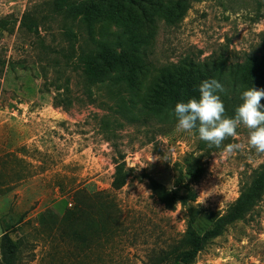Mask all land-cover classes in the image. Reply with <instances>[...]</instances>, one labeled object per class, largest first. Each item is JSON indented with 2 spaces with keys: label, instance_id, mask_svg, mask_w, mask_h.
<instances>
[{
  "label": "rangeland",
  "instance_id": "rangeland-1",
  "mask_svg": "<svg viewBox=\"0 0 264 264\" xmlns=\"http://www.w3.org/2000/svg\"><path fill=\"white\" fill-rule=\"evenodd\" d=\"M82 1L85 9L92 0ZM53 2L0 0V241L7 230L17 244L16 264H150L153 253L159 257L155 264L171 262L189 249L188 232L207 236L237 207L254 177L262 184L254 200L239 203L243 217L225 224L221 235L203 239L193 264H264V154L248 145V130L240 126L237 137L210 147L197 130L176 132V104L159 108L147 124L110 121L105 128L101 119L117 98H109L98 76L83 82L71 70L73 106L54 107L57 94L39 74L49 62L40 60L37 39L40 34L47 45L57 43L61 24L52 17ZM160 3L152 11L155 29L147 45L152 67L188 57L225 64L247 54L264 56V0ZM100 13L97 26L100 18L117 21L124 14L107 8ZM130 29L151 35L137 25ZM145 79L142 88L151 75ZM221 100L225 116L234 117L236 107ZM125 104L132 108L130 98ZM228 144L241 147L226 155ZM121 157L131 172L115 191ZM152 179L171 192L174 210L158 201ZM81 190L79 208L63 203ZM103 193L120 210L121 223L115 207L104 212Z\"/></svg>",
  "mask_w": 264,
  "mask_h": 264
},
{
  "label": "trees",
  "instance_id": "trees-1",
  "mask_svg": "<svg viewBox=\"0 0 264 264\" xmlns=\"http://www.w3.org/2000/svg\"><path fill=\"white\" fill-rule=\"evenodd\" d=\"M161 1L92 0L85 11L82 0H54L52 17L55 21L60 19L61 24V31L54 36L57 43L47 45L46 39L40 34L37 38L42 48L40 60L49 62L47 67L40 65L39 74L46 82L51 83L57 94L53 106L66 110L73 106L74 100L68 96L71 94V76H67L70 70L79 73L83 82L93 74L98 76L99 83L106 87L104 88L109 98H117L108 105V111L101 119V125L105 128H108L110 121L119 125L147 124L157 117L159 108L172 107L181 98L194 96L198 100L199 85L204 80L215 79L222 84L225 91L217 94L221 99H229V104L232 105L230 107L241 104L243 91L251 87L264 90V56L258 57L253 53L247 54L243 61H227L225 64L215 58L197 62L188 57L184 63L152 67L148 61L150 48L147 45L155 29L152 11L160 7ZM180 2L188 4L189 0ZM101 8H107V11L118 10L124 14L117 21L111 16L100 18L97 26L95 17L101 15ZM133 25L147 33L151 32L150 37L132 32L130 27ZM51 71L54 75L52 80L49 78ZM148 74L151 79L142 88ZM126 98L132 100V108H125ZM130 172L123 157L116 161L112 183L115 191L126 185ZM256 173L257 170L254 174ZM261 184L260 179L254 177L253 185L242 193V199L254 200V191ZM149 187L167 210L175 209L176 200L169 190L154 179L150 180ZM82 191L74 192L63 203L69 205L73 202L74 207L79 208ZM100 196L104 212L111 206L116 208L109 196L104 193ZM242 199L238 201L237 207ZM237 207L219 219L215 228L203 239L221 235L225 224L241 219L242 209ZM115 210L118 212V222L121 223L120 210L118 207ZM191 212L200 216L197 209H191ZM203 239L196 238L195 233L189 231V249L179 252L171 262L163 260L160 264H193L201 250ZM0 254V264H16L17 244L7 230L0 241ZM148 261L155 264L159 257L153 253Z\"/></svg>",
  "mask_w": 264,
  "mask_h": 264
},
{
  "label": "clouds",
  "instance_id": "clouds-1",
  "mask_svg": "<svg viewBox=\"0 0 264 264\" xmlns=\"http://www.w3.org/2000/svg\"><path fill=\"white\" fill-rule=\"evenodd\" d=\"M225 91L215 79L204 80L199 85V99L178 102L174 108L177 118L176 132L192 133L197 130L199 138L219 148L228 137H237V129L248 130V145L257 154H264V90L249 88L241 94L242 103L235 108L234 117L225 116V106L217 94ZM239 144L225 146L224 154L239 149Z\"/></svg>",
  "mask_w": 264,
  "mask_h": 264
}]
</instances>
